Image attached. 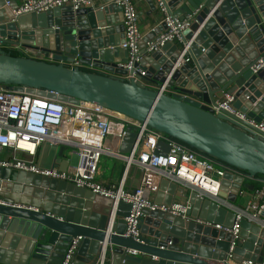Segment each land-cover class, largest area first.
I'll use <instances>...</instances> for the list:
<instances>
[{
  "label": "water",
  "instance_id": "1",
  "mask_svg": "<svg viewBox=\"0 0 264 264\" xmlns=\"http://www.w3.org/2000/svg\"><path fill=\"white\" fill-rule=\"evenodd\" d=\"M17 1L0 0V85L67 105L89 103L146 122L232 171L225 172L219 194L230 204L239 195L244 176L264 183V134L218 107L224 96L233 97V110L264 124V63L252 72L259 61L264 62V0H161L172 17H190V26L181 44L165 43L134 64L128 74L138 69L145 76L130 82L105 74H127L122 67L127 51L120 48L124 42L121 9L112 0H102L101 10L64 7L14 16ZM146 1L153 10V0ZM110 12L119 14V24L117 18L109 17ZM157 33L152 32L144 42L155 41ZM19 46L30 53L37 49L36 56L51 55L57 62L77 60L96 71L12 56L1 49ZM183 47H187L184 52ZM126 136L134 137L130 128ZM159 147L168 150L166 144ZM56 149L51 168L65 172L68 155L64 147ZM229 180L234 185L227 195ZM167 186L169 198L161 201ZM243 186L253 190V186ZM177 192L176 184L162 180L154 203L169 206ZM187 198L191 209L185 219L145 211L135 240L125 236L123 219L129 205L70 183L0 169V225L16 227L26 238L15 236L9 248L0 246V264H60L75 239L72 264H97L100 259L104 264H228L231 234L194 220L230 230L234 210L201 199L195 192ZM262 255L264 210L255 220H240L231 262L261 263Z\"/></svg>",
  "mask_w": 264,
  "mask_h": 264
},
{
  "label": "built area",
  "instance_id": "2",
  "mask_svg": "<svg viewBox=\"0 0 264 264\" xmlns=\"http://www.w3.org/2000/svg\"><path fill=\"white\" fill-rule=\"evenodd\" d=\"M112 2L121 9L124 42L120 48L127 51V62L122 65L127 74L121 76L100 72L126 82L136 81L144 77L145 72L135 69L132 74H128L133 65L141 62L145 54L156 51L165 43L181 44L183 33L190 26V17L178 20L167 13L161 0H153L163 18L151 30V32L158 30V38L146 43L139 28L134 0H112ZM64 7H70L73 11L83 8L100 10L103 8V6H96L94 0H22L21 5L13 13L14 16L42 14ZM186 49L187 47H183V52ZM35 59L65 65L70 69L83 68L87 71H96L91 66L81 65L77 60L72 63L57 62L51 55L37 56ZM184 62L188 63L189 58L184 59ZM263 63L259 61L252 68V72L255 73L263 66ZM232 102L233 97L224 96L218 102V107L264 134V124L249 120L244 114L233 110ZM112 124L118 127L115 142L121 141L126 136L127 128H130L134 134L133 143L127 155H120L114 151L115 142L109 140ZM235 124L242 126L238 122ZM251 128L245 127L246 130L253 132ZM262 139L264 140L263 137ZM45 144L55 148L64 147L68 152L69 166L65 172L55 168L44 169L35 162L39 148ZM160 144H166L168 150L165 151L163 147H159ZM5 151L8 153L3 156ZM73 154L78 158L75 166L70 165ZM102 157H112L123 161V175L116 185L105 186L95 181ZM132 165L140 169V182L134 190L125 191L123 189L125 177ZM0 169L27 172L70 183L114 202L120 201L129 205L128 215L123 219L126 226L125 236H132L135 240L139 237V227L145 217V211H158L185 219L186 213L191 209L188 199L184 198L187 190L195 192L201 199L210 200L226 208L228 202L220 199L219 194L225 172H232L166 137L163 133L151 129L146 122L127 118L89 103L67 105L37 97L25 91L16 92L3 85H0ZM162 180L176 184L177 194L181 197L169 206L153 202ZM260 185L261 188L254 192L251 203L243 210H234L235 219L230 230L207 221L194 220L204 227L231 234L233 240L229 248L228 261H231V252L238 240L240 220L244 217L249 221L255 220L258 213L264 210V183ZM226 194H230L229 189ZM77 242L78 239L71 242L60 264H72ZM127 254L138 256L135 251H127ZM97 264H104V262L100 259ZM234 264H264V261L254 263L243 260Z\"/></svg>",
  "mask_w": 264,
  "mask_h": 264
},
{
  "label": "crops",
  "instance_id": "3",
  "mask_svg": "<svg viewBox=\"0 0 264 264\" xmlns=\"http://www.w3.org/2000/svg\"><path fill=\"white\" fill-rule=\"evenodd\" d=\"M18 6L21 5L22 0H18ZM96 6H102V0H94ZM154 3V9L152 10V8H150L149 4L147 3L146 0H134V5L136 8V12H137V17H138V24H139V28L141 31V34L144 38H147L149 35L152 34L151 30L154 29L162 20L163 16L162 14L159 12V10L157 9V6ZM109 17L111 19L113 18H117V23H120V19H119V14L118 13H114V12H110ZM143 45L141 44V47ZM2 50L5 51H13L15 53L20 54V56H28V57H32L35 58L37 57V49L35 50H31L32 53H30V50H27L26 47L23 46H19V47H1ZM101 71V70H100ZM98 71V72H100ZM259 102V99H256L255 104ZM111 134L109 136V140L115 142L116 140V133L118 130V127H115L114 124H112L111 127ZM133 138L134 137H130V136H125L121 141H116L114 143V151L117 152L120 155H127L128 151H130L131 148V144L133 143ZM48 146V149H46V147ZM46 151L47 153V158L45 160V166H47V168H51L52 164H53V160H54V156L56 154L57 149L53 146H50L49 144H45V145H41V147L39 148L37 157L35 162L41 166V162H43V155L44 152ZM6 153L8 152H3V156H6ZM66 155H68V152H65ZM123 171H124V163L122 160L120 159H116V158H112V157H102L99 165H98V172L97 175L95 177V181L99 184L105 185V186H113L116 185L118 183V181L121 179L122 175H123ZM235 175V174H233ZM140 178H141V172L140 169H138L136 166L132 165L128 172L127 175L125 177V181H124V187L123 189L125 191H132L134 190L140 182ZM254 181L245 177L243 178V182H242V188L239 192V195L236 197L235 201L233 204L228 203V205H226V208L228 209H233V210H243L249 203H251L253 201V195H254V191L253 190H249L247 188H245L243 185H247V186H252L251 183H253ZM258 184H262L261 182H259V180L255 181ZM227 186L228 189L231 191L232 187H233V181L229 180L227 181ZM169 186H167L161 193V197L160 200L161 201H165L169 198ZM191 190H187L186 191V197H184L185 199H188L187 196L189 193H191ZM180 195H176V198L174 200H180L181 197H179ZM155 200V196L153 198V202ZM66 210H68L70 207L66 206L65 207ZM125 209H121V213L124 214L125 213ZM113 217V215H112ZM253 220V219H252ZM142 222L140 224V226H142ZM1 227V225H0ZM2 229V234L6 237H9V239L5 240L6 237H1L0 238V246H2L3 244H6L5 247L7 246L8 248L10 247V244L12 242L11 238H14L15 236H17L18 238L25 239L21 237L20 232L17 233V228L13 227V229H10V225L6 224L3 227H1ZM11 230V231H10ZM16 234V235H15ZM20 236V237H19ZM7 241V242H6ZM18 246V245H17ZM104 248L108 247L106 245V243L103 244ZM15 248V247H13ZM261 261H264V255H262L260 257ZM228 264H233L231 261H227ZM124 264H132V263H124Z\"/></svg>",
  "mask_w": 264,
  "mask_h": 264
},
{
  "label": "rangeland",
  "instance_id": "4",
  "mask_svg": "<svg viewBox=\"0 0 264 264\" xmlns=\"http://www.w3.org/2000/svg\"><path fill=\"white\" fill-rule=\"evenodd\" d=\"M47 149H48V146L46 147L45 150H47ZM46 158H47V153L45 151L44 152V155H43V162H41V166H40L41 168L47 169V166H45V160H46ZM77 163H78L77 156L75 154L71 155L70 165L71 166H75V165H77Z\"/></svg>",
  "mask_w": 264,
  "mask_h": 264
},
{
  "label": "trees",
  "instance_id": "5",
  "mask_svg": "<svg viewBox=\"0 0 264 264\" xmlns=\"http://www.w3.org/2000/svg\"><path fill=\"white\" fill-rule=\"evenodd\" d=\"M6 52H8L10 55H12V56H20V54H18V53H15V52H11V51H6ZM87 71V70H86ZM257 179H259V178H257ZM257 179H253V183H251V185L253 186V191L255 192L256 190H259L260 188H261V185L260 184H258V183H256L255 181H257Z\"/></svg>",
  "mask_w": 264,
  "mask_h": 264
}]
</instances>
